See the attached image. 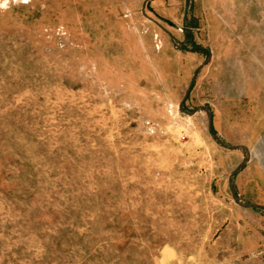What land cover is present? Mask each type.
Segmentation results:
<instances>
[{"label":"rangeland","instance_id":"obj_1","mask_svg":"<svg viewBox=\"0 0 264 264\" xmlns=\"http://www.w3.org/2000/svg\"><path fill=\"white\" fill-rule=\"evenodd\" d=\"M0 264H264V0L0 9Z\"/></svg>","mask_w":264,"mask_h":264},{"label":"water","instance_id":"obj_2","mask_svg":"<svg viewBox=\"0 0 264 264\" xmlns=\"http://www.w3.org/2000/svg\"><path fill=\"white\" fill-rule=\"evenodd\" d=\"M211 126H212V116H210V126H209V130H210V133L212 135L213 138L216 139V141L224 148H227L229 150H237L239 149V147H233V146H229V145H226L224 144L216 135H214L211 131ZM241 149H243L242 147H240ZM233 177V176H232ZM250 208H261L260 206H255V205H252L250 206Z\"/></svg>","mask_w":264,"mask_h":264},{"label":"clouds","instance_id":"obj_3","mask_svg":"<svg viewBox=\"0 0 264 264\" xmlns=\"http://www.w3.org/2000/svg\"><path fill=\"white\" fill-rule=\"evenodd\" d=\"M10 0H0V9H6L9 6ZM12 3H19L20 0H11ZM27 2V0H24Z\"/></svg>","mask_w":264,"mask_h":264},{"label":"crops","instance_id":"obj_4","mask_svg":"<svg viewBox=\"0 0 264 264\" xmlns=\"http://www.w3.org/2000/svg\"><path fill=\"white\" fill-rule=\"evenodd\" d=\"M233 198H234V201L236 202V199H235V196L233 194ZM241 208H245V209H248L245 205H239ZM250 208V207H249Z\"/></svg>","mask_w":264,"mask_h":264},{"label":"trees","instance_id":"obj_5","mask_svg":"<svg viewBox=\"0 0 264 264\" xmlns=\"http://www.w3.org/2000/svg\"><path fill=\"white\" fill-rule=\"evenodd\" d=\"M211 131H212V133L214 134V131H213V128H212V126H211Z\"/></svg>","mask_w":264,"mask_h":264}]
</instances>
